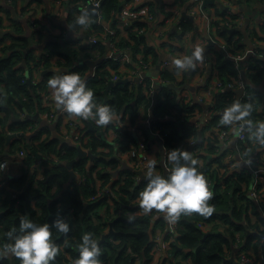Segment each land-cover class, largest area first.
Wrapping results in <instances>:
<instances>
[{"label":"trees","instance_id":"1","mask_svg":"<svg viewBox=\"0 0 264 264\" xmlns=\"http://www.w3.org/2000/svg\"><path fill=\"white\" fill-rule=\"evenodd\" d=\"M81 3V0H70L69 13L73 15L76 10H80ZM120 3L121 0H103L101 11L108 17L114 9L120 6ZM163 4L162 2L161 6ZM2 7L0 5V9ZM7 12L10 23L5 25L4 20L0 19L2 28L12 29V32L0 37V44H3V54L0 56V162L7 156L4 154L5 151L16 152L14 147L17 143L21 144L20 150L26 151L27 147L30 150L26 151L23 158V170L20 175L0 178V244L10 240L7 235L8 231L14 227L18 229L20 218L24 215L39 223H52L59 216H63L70 223V231L67 234H59L53 229V239L60 251L52 264H72L65 255V251L77 257L79 255L78 244L85 231L94 232L98 241L104 235L106 237L101 242L103 250L99 257L101 264H136L138 256L141 262L151 264L154 258L155 237L150 228L166 225L165 219L161 217L155 219L157 210L140 214L131 221L127 218L128 209L140 208L138 193L148 183L147 178H144L139 186L132 187L133 171L131 169L121 171L120 175L114 172L122 164L118 153L125 152L130 143L136 142V137L131 130L116 127L113 122L100 126L94 120L83 118L86 122L87 137L80 141L97 155V158L91 161L88 155L78 156L77 144L60 140L57 133L58 124L54 127L53 124H44L37 118L28 117L29 114L41 113L49 109L43 106V95L50 93L47 81L56 73L53 71L46 73L40 82L31 86L27 81V72L33 80L35 72L51 67V56H64L65 69L61 73L79 72L86 79L87 86L94 90L98 103H104L105 90H108L107 104L111 105L116 113L129 114L131 119L135 120L141 106L146 113H149L151 105L154 104L158 119L152 123V130L159 127L160 118L172 115V118L164 123L165 128L161 129L165 137L164 145L168 150L177 147V142L182 138L192 135L197 139L200 138L196 149L205 150L207 154L205 155V166L202 169L198 166L197 168L208 178L209 187L213 193L210 203L214 205V211L210 216L194 212L180 217L177 240L170 244L172 256L178 259L177 262L185 263L190 258L192 264H236L229 260L224 261L234 251L236 245L243 249L252 248L264 262V243L260 240L264 233V202H257L249 193L248 185L254 178L253 171L249 167L242 166L240 170L226 174L227 164L221 158L210 156L216 144L207 141L205 134L212 127L220 124L221 115L213 113L210 121L199 128L189 121V116L185 117L187 121L182 120L181 113H191L196 108L204 110L205 106L200 102L191 104L185 99L178 100V87L160 85L161 90L155 98L148 95L142 83L132 85L116 83L109 87V80L113 75L105 67L110 63L113 68H117L118 59L103 60L97 69V74L87 76L86 72L90 65L84 60L75 61L72 53L60 52L59 47L62 42L59 40L50 41L47 45L50 49L45 53L37 52L33 44L37 34L39 37L43 35L44 26L33 27L30 22L13 16L11 10L7 9ZM75 17L72 16L70 19L72 24H75ZM181 25L184 31L195 27L194 21L190 18L182 19ZM27 28L32 29L30 34H27ZM229 29L228 27L222 28V33L230 41H235L238 48L242 47L246 43L244 33L238 34V30ZM141 35L137 32L131 34L135 41L133 45L135 51L139 49L142 42H145ZM236 36L238 39L234 40ZM70 41L68 40L67 43ZM127 42L131 43L129 40H122L123 45L128 44ZM89 45L92 44L89 43ZM92 47L96 48L95 45ZM104 48L102 45V54L106 52ZM145 48L146 50L152 49L147 45ZM48 52L50 55L46 54ZM219 60V76L224 82H229L231 77L239 76L240 73L244 76L247 81V93L241 98V103L251 102L253 123L262 122L264 110L261 109H264V104L262 103L263 91L260 86L264 84L263 61L253 62L251 69H242L224 53L219 54ZM249 64H251L250 60ZM162 75L166 79H174V75L167 70L163 71ZM237 99L235 89L226 88L222 92H217L215 110L224 111ZM19 117L23 118L18 119ZM90 121L94 124L95 131L90 130ZM110 127H115L118 132L113 144L99 135V131L103 128ZM9 132H25L26 135L16 137L8 144ZM145 133L150 139L147 128H145ZM214 137V140H217L215 135ZM28 143L44 154V157L40 159L43 164L41 171L34 165L38 160L31 153L30 146H27ZM247 144L248 146L240 143V149H244L243 151L250 155V159L255 155L258 156L257 160L263 159L264 144L253 143L249 136ZM249 148L251 152L248 151ZM227 150L235 151L236 148L228 147ZM107 155L111 158H106ZM55 156L57 159L50 163ZM73 159H76L73 163L74 171L78 175L87 177L86 184L77 185L75 179L71 181V172L66 162ZM161 168L163 169V166ZM40 174L42 177L38 176ZM123 174H127V179L117 189L115 209L110 211L108 207V216H103L102 212L106 211L105 205L108 204L107 198L91 199L95 192L96 180L101 179L106 183L112 177L120 178ZM119 178L115 181L118 182ZM69 180V185L64 189ZM54 187L55 190H53ZM17 191L19 195L15 197L14 192ZM95 216L97 219L94 218ZM199 222L208 223L211 228L204 230ZM207 232L210 233L205 237ZM128 249L131 251L128 252ZM187 249L190 250L187 251ZM238 252H236L237 257ZM173 263V260L168 261L167 258L161 262V264ZM0 264H20V259L14 255H5L0 258Z\"/></svg>","mask_w":264,"mask_h":264},{"label":"built area","instance_id":"2","mask_svg":"<svg viewBox=\"0 0 264 264\" xmlns=\"http://www.w3.org/2000/svg\"><path fill=\"white\" fill-rule=\"evenodd\" d=\"M11 1V0H9ZM51 2V14L57 18H64L70 7V0H49ZM164 4L161 8L152 9L149 3H145L143 0H121L120 6L114 9L112 13L107 17L101 11L102 0H87L82 2L85 8L92 10L90 5L97 6L98 10L97 21L90 23L88 26L83 27V30L88 33L87 42L95 45V55L86 57L89 60L95 59L96 64L92 68L87 70V76L97 74V69L103 60L115 58L118 59L117 68H113L109 63L105 67L110 72H112V77L110 80L116 83H122L121 80L127 78L126 84H137L142 83L145 87L147 93L152 98H155L158 92H160V85H172L179 88L178 100L185 99L191 104L194 102L203 103L205 106L204 110H199L196 108L194 112H182L181 118L187 121L185 118L189 116V121L196 124L199 128L210 121L213 113L221 115L222 110H215L216 102L215 95L217 92H222L224 89H242V97L247 93V81H245L244 76L240 73L239 76L231 77L229 82H224L219 76V54H229L230 58L235 61L236 65L240 68H252L253 62H260L262 60L264 64V32L255 34H245L244 24L247 16L245 11H240L235 9L232 5V0H221L224 6V11L222 14H218L213 11L211 14L208 12L207 8L204 6L205 0H185L183 3L177 0H161ZM186 3V4H185ZM185 4V5H183ZM26 10L28 13L30 11L31 24L33 26H38V19L43 18V13L33 5L25 4L20 8L21 11ZM187 9V13L193 16V21L195 27L192 30L184 31L181 25V17L183 15V10ZM94 12H92L93 14ZM1 15V12H0ZM206 18L208 33L202 35L194 42V46L202 45L205 47V59L197 63V67L194 69L177 70L173 63L174 57L184 56V51L182 48L185 46V41L191 42L194 38L195 31L202 29L201 20ZM10 18L4 20V24L10 23ZM136 20H141L145 22V27L139 28L137 33H143L146 29H153L154 33L149 40L147 47H152L151 50H146L145 44L142 42L137 51L134 50L133 45L135 44L134 39L131 37L132 22ZM109 22L115 23V26L110 25ZM175 25L177 28V33L169 32V29ZM38 26L37 28H39ZM228 27L232 30H238V34H243L245 36L244 45L242 47L237 46L235 41H230L226 35L222 33V28ZM4 29V28H3ZM54 34L55 28H49ZM253 31V30H252ZM51 32V33H52ZM61 32V31H60ZM145 32V31H144ZM66 35L72 33V36H78L75 31L67 30ZM237 34V36H238ZM178 35V37H177ZM185 37L181 42L180 37ZM237 36L234 40H237ZM76 39V38H75ZM105 40H111V45L105 54H101L98 44H101ZM122 40H129L131 43L122 44ZM213 44H210V42ZM210 44V45H209ZM240 44V43H239ZM194 48V47H193ZM3 54V44H0V56ZM226 54V55H227ZM49 55V54H48ZM165 55V57L159 62L157 57ZM131 56L134 59L131 60ZM228 56V55H227ZM53 56H51L52 59ZM250 58L251 64L244 66L243 61ZM52 67L57 70H64L65 57L64 56H54L52 59ZM159 64L163 71L174 75V79H166L163 77L162 72L158 75L154 74V69ZM27 78H30V74L27 72ZM42 76L39 71L35 72V78L32 80L33 84L40 82ZM109 80V81H110ZM43 106L48 107L44 112H41L42 121L44 124H55L59 125V133L62 131L66 138L70 139V142H74L78 146L83 147L85 150H90L86 148L80 139L87 137L86 122L82 117H77L69 114L67 111H62L58 108L53 100L51 92L49 94L43 95ZM241 98L239 99L241 101ZM152 106V105H151ZM172 115L164 116L160 118V125L156 130H152L151 126L148 128L147 124L150 120V112L146 111L141 106L138 111V115L135 120L131 119L129 114L121 115V113H116L113 122L116 127L126 128L131 130L136 137V142H132L129 145L128 150L125 152L118 153L121 161L128 165V167L133 171L132 174V187L139 186L141 180L145 177V172L147 171V165L150 160L155 159L157 161L155 170L161 174L167 175L168 168L171 167V162L167 166L164 164L166 156L164 154V159L161 156V143L157 136L162 138L163 146L165 137L161 133V129L165 128V122L169 121ZM264 121V119H263ZM152 125V124H151ZM90 126V125H89ZM145 128L149 130L150 139H148ZM58 132V131H57ZM103 132V134H101ZM99 135L105 137L106 140L110 141L112 144L115 143V139L118 136V132L115 127L103 128L99 131ZM214 135L217 140H214ZM249 134L247 127L243 131L239 129V122L234 125H226L220 122V124L212 127L205 134L207 141L215 142V150L210 156L214 158H221L224 163L227 164L226 174L238 171L242 166L249 167L254 174L253 180L248 185L249 193L255 198L259 203L264 202V157L263 159L257 160V155L250 159V155L245 153L240 149L241 144H247V138ZM237 139L238 145H236V150H227L231 143L235 142ZM199 139L195 136H189L182 138L177 142V147H182L183 149L189 150L194 157L197 158V166L202 169L205 166L207 152L200 148L196 149ZM258 151V150H257ZM261 151V150H260ZM226 152L225 154H223ZM26 155L25 150H20L19 156L24 158ZM224 155V156H223ZM106 158L110 159L111 156L107 155ZM57 159L55 156L53 160ZM34 163V165L40 171L43 169V164L40 159ZM251 160L252 163L249 164L248 161ZM257 162V163H256ZM0 163L5 164L4 168H0V175L5 178L7 177V170L10 166V160L6 157L2 159ZM163 166V169L161 168ZM141 170L143 175L138 173ZM77 174V173H76ZM41 175V174H40ZM39 177H42V175ZM118 175V174H117ZM119 177H112L108 182L104 183L103 180H96L95 192L92 194L91 199L107 198L108 204L105 205L106 211L102 212L103 216H108L107 208L110 211H114L117 197V189L124 183L127 179V174ZM77 185L86 184L87 177L85 175H78L75 178ZM70 180L66 183L64 189L69 185ZM55 190V187L53 188ZM19 192H14V196L18 197ZM156 210V209H153ZM74 211V209H71ZM142 208L139 209H128L126 215H134L137 217L140 214H144ZM155 219L161 217L164 219V214L160 211H156ZM97 219V217H94ZM166 225L163 227L156 226L153 229L151 226L150 230L154 233V245L153 253L155 261L157 264L167 258L168 261L173 260V264H192L191 259H187L184 262H177L178 259L174 258L171 253V242H176V237L178 236V221L174 224H170L165 220ZM199 225L204 230H209L211 225L208 223L199 222ZM261 242L264 243V233L261 235ZM238 245H236V248ZM237 252L240 248H237ZM190 249H187V251ZM131 249H128L130 252ZM233 253V252H232ZM229 254L227 257H230ZM65 255L68 259L73 262L75 256L72 253L65 251ZM235 258L241 264H264L262 257L258 256L252 248L246 251H242L237 257L235 252ZM137 259H140L139 256ZM158 261H160L158 263Z\"/></svg>","mask_w":264,"mask_h":264},{"label":"clouds","instance_id":"3","mask_svg":"<svg viewBox=\"0 0 264 264\" xmlns=\"http://www.w3.org/2000/svg\"><path fill=\"white\" fill-rule=\"evenodd\" d=\"M84 8L75 17V24L82 27L92 23V12ZM72 28V25H69ZM205 59V47L194 46L190 54L174 57L173 63L177 70L194 69L199 61ZM52 90L53 100L58 108L69 114L85 119L94 120L97 125H108L116 116L115 109L107 103H98L94 90L87 86L86 79L79 72H63L51 76L47 81ZM253 104L241 103L239 99L228 105L221 114V122L234 125L239 122V129L247 127L249 138L253 143L264 144V121L258 124L251 119ZM251 152V148L248 149ZM165 166L171 162L167 175L155 170L157 161L150 160L145 177L148 183L138 193V202L144 212L150 213L156 209L164 214V219L170 224L177 222L182 215L194 212L203 216H210L214 205L210 203L212 191L208 178L197 168V158L182 147L171 150L165 146ZM252 163L251 160L248 161ZM5 164L0 163V168ZM134 220V215L127 216ZM53 229L59 234L70 231L68 219L59 216L52 223H39L24 215L20 218L17 228H12L7 235L8 242L0 244V258L14 255L20 259V264H52L60 251L53 239ZM79 255L72 264H101L99 257L102 247L95 233L85 231L78 244Z\"/></svg>","mask_w":264,"mask_h":264},{"label":"crops","instance_id":"4","mask_svg":"<svg viewBox=\"0 0 264 264\" xmlns=\"http://www.w3.org/2000/svg\"><path fill=\"white\" fill-rule=\"evenodd\" d=\"M143 1L145 3H149L153 9L158 8V5H159V7H161V3H162L161 0H143ZM178 1L183 3L185 0H178ZM244 1L245 0H232V5L234 6V8L238 9V10H240L242 12L245 11V14L247 16V19L245 20V24H244V29H243L244 33L245 34H255V32L253 33L252 30H256L259 34L263 33L264 32V0H256V2H258L257 3L258 4V8H247V7H245L243 5ZM81 2H82V0H81ZM25 4L35 6L37 8V10L42 11V13L44 15L43 18L40 17V19L37 20V22L39 23V26H44V28H45V29L43 28L44 29L43 35L39 37V35L37 34V37L35 38V43L33 44V47L37 49V52L45 53L48 49H50L47 46L50 41L59 40L60 42H62V45L59 47V51L60 52L64 53V52L67 51L69 53H72L74 55V60L77 61V62L82 60L83 58H85V57H82L80 55V53H79V48L80 47H79L78 43L81 42L80 43L81 48L88 49V42H87L88 33L83 30L82 26L77 25V24H72L70 22V19H71L72 16H78L80 14L81 10L85 8L84 4L81 3L80 10H76L73 15H71L69 13V9H68V12L64 16V18H57V17H54L51 14V2L49 0H16V1L15 0H11V1H9V0H0V5L3 6L0 9V12H1L0 19L1 20L8 19L9 16H8L7 9H9V10L12 11V15L13 16H18L19 18L23 19L26 22H31V16L32 15L30 14V11L27 13L25 9L23 11L20 10V8L22 6H24ZM185 4H183V5H185ZM205 7L207 8V10H208V12L210 14L213 11H215L218 14H222L223 11H224V6H223V3L221 2V0H215L214 2H209L207 5H205ZM254 11H257V15L256 16H252V13ZM250 17H251V19L249 20ZM91 18H95L94 22L97 21V14H96L95 11L92 14ZM185 18H190V17H185ZM190 19L193 20V18H190ZM109 23H110V25L115 26V23H112V22H109ZM145 24L146 23L141 21V20L133 21L132 22V26H131V31L132 32H137V31L140 30L139 28L145 27ZM5 25H7V24H5ZM69 25H72V28ZM207 25L208 24L206 22V18H203L201 20L202 29H200L198 31H195L194 38H193V40L191 42H188V41L184 42L185 46H184V48H182V50L184 51L183 55H188V54L191 53V51L193 50V47H194V42L198 38H200L202 35H205L206 33L209 34ZM50 27L51 28H55L54 32L56 34H54L52 31H50V29H49ZM67 30H70L71 32L72 31L77 32L76 34H78V36L76 37L75 40H72V37H73L72 33H70L69 35H66L65 32ZM31 31H32L31 28H27V34H30ZM144 31H143L141 37H143L145 39V42H143V43L145 45H147L149 40L153 36L154 30L153 29H147V30L145 29ZM169 32L176 34L178 32L176 26L173 25L169 29ZM177 37H178V35H177ZM184 38L185 37L181 36L179 38V40L182 42L184 40ZM68 40H71V41L67 43ZM72 45H74V46L72 47ZM102 45L106 48V51H107L109 46L111 45V40H105L99 46L97 45V48H99L100 51H101ZM46 54L50 55L49 52L46 53ZM93 55H95V51H93V54L90 55V56H93ZM227 55L230 56L229 54H227ZM164 57H165V55H161V56L157 57V60L160 62ZM53 58H54V56L52 57V59ZM130 58H131V60H133L134 56H131ZM52 59L50 60V62H51L50 66L51 67L45 68L43 70L42 69L39 70V73H40L41 76H44L46 73L52 72V71L55 72L56 74H60V73L56 72L55 69L52 67V63H53ZM249 60H250V58L248 57L247 59H245L243 61L244 66L249 65ZM162 71H163V69H161L159 64H158L157 67H155V69H154V74L158 75ZM43 72H45V73H43ZM121 82L126 84L127 83V78L121 80ZM135 82L138 83L139 82V78H138V80H135ZM260 87H261V90L263 91L262 92V95H263L262 96V98H263V102L262 103L264 104V84H262ZM50 92L52 94V90L51 89H50ZM242 92L243 91H242L241 88L236 90V94H237V98L238 99H240L242 97ZM151 107H150V109H151ZM261 110H264V109H261ZM149 112H150V110H149ZM37 113H39V112H37ZM53 126L56 127L55 124H53ZM17 137H19V136H17ZM14 138H16V137H14ZM236 145H238L237 139L235 140V142L231 143V145L228 146V147L229 148H235ZM93 154L95 155V158L92 159L91 156H90L91 161H94L97 158V155L94 152H93ZM5 155H7V158L10 160V166L8 167L9 168V171H8L9 173H7V178L9 176H12V175H14V176L15 175H17V176L20 175L22 173V170H23V158L21 156H19V153H17V152L14 153V152L8 151V153L5 154ZM126 169H130V168L128 167L127 164L122 162L120 168L115 170L114 172H116L118 175H120L121 171L126 170ZM0 178L3 179V177L1 175H0ZM154 226H156V225L154 224ZM153 229H156V228L153 227ZM235 248H236V246H235ZM136 264H145V263L141 262L140 259H137L136 260ZM151 264H157V263L152 260Z\"/></svg>","mask_w":264,"mask_h":264},{"label":"water","instance_id":"5","mask_svg":"<svg viewBox=\"0 0 264 264\" xmlns=\"http://www.w3.org/2000/svg\"><path fill=\"white\" fill-rule=\"evenodd\" d=\"M102 1H103V0H102ZM214 1H215V0H205V2H204V6L207 5L209 2H214ZM90 7L93 8V9H96V12H97V10H98V7H97V6L90 5ZM256 15H257V11H254V12L252 13V16H256ZM185 17L193 18L192 15H190V14L187 13V9H184V10H183V15H182L181 19H183V18H185ZM250 19H251V17L249 18V20H250ZM228 29H229V28H228ZM229 30H231V29H229ZM10 32H12V29H3V28L1 27V24H0V37L3 36V35H6L7 33H10ZM210 44H213V42L211 41ZM23 62H24V64H25V59H24ZM87 62H88V64H89L92 68H93L94 65L96 64L95 59H93V60L90 59V60H88ZM64 69H65V68H64ZM57 72H58V73H61V69H60V70H57ZM43 73H45V72H43ZM27 81L31 84V86H33V82H32V80H31V78H27ZM112 85H114V81H113V80L110 81V83H109V87L112 86ZM107 91H108V90H105L106 95H105L104 103H107V102H108V97H109V96H108V92H107ZM28 117H31V118H37V119H39L40 121H42V117L40 116L39 113L29 114ZM22 118H23V117H19L18 119H22ZM157 119H158V116H157V114L155 113V105L153 104L152 107H151V109H150V120H149V122H148V124H147L148 128H150L151 124H152L155 120H157ZM89 125H90V130H94V131L96 130L94 124H93L91 121L89 122ZM101 134H103V132H101ZM25 135H26L25 132H9L8 135H7V143L9 144V143L11 142V140H12L14 137H17V136H25ZM58 137L60 138V140H61L62 142H70V139L66 138L65 136H63V135L60 134V133L58 134ZM157 137H158V139H159V141H160V143H161V146H162L160 152H161L162 159H164L165 149H164V146H163L162 138H161L160 136H157ZM104 138H105V137H104ZM105 139H106V138H105ZM198 141H200V138H199ZM28 145H29L30 148H31V153H33V154L36 156L37 159H42V158L44 157V154H43V153L37 151L35 148L32 147L31 144H28ZM7 153H8V151H5L4 154H7ZM84 155H89V156H91L92 159L95 158V155L93 154L92 150H85L83 147L78 146V156L81 157V156H84ZM75 161H76V159H73V160H70V161H67V162H66V164H67V166H68V168L70 169V172H71V181L74 180V179L76 178V176H77L76 172H75L74 169H73V163H74ZM138 173H140V174L143 175V173H142L141 170H139ZM143 176H144V175H143ZM209 233H210V232H207V234H205V237H206L207 235H209ZM105 238H106V237H105V235H104V236L101 238V240L99 241L100 244H101L102 241L105 240ZM236 251H237V248H235L234 251H233V253H232V255H231L230 257H226V258L224 259V261L229 260V261H232V262H234V263H236V264H241V263H240L238 260H236V258H235V252H236Z\"/></svg>","mask_w":264,"mask_h":264},{"label":"rangeland","instance_id":"6","mask_svg":"<svg viewBox=\"0 0 264 264\" xmlns=\"http://www.w3.org/2000/svg\"><path fill=\"white\" fill-rule=\"evenodd\" d=\"M82 2H84V0L82 1ZM258 2H256V0H245L244 1V3H243V5L245 6V7H247V8H258V4H257ZM92 19V22H94V20H95V18H91ZM254 32H257L256 30H253ZM75 38H76V36L74 35L73 37H72V40H75ZM80 43L81 42H79L78 43V45H79V53H80V55L82 56V57H85V58H83L82 60H84V62L85 63H88L87 61L89 60L88 58H86V57H88V56H90V55H92L93 54V51L95 50V48L94 47H92V45H89L88 46V49H83V48H81V45H80ZM89 44V43H88ZM74 45H72V47H73ZM94 48V49H93ZM111 81V80H110ZM110 81H109V83H110ZM62 134H64L62 131H60ZM58 134H59V131H58ZM110 142V141H109ZM111 143V142H110ZM29 144V143H28ZM27 144V146H29ZM20 147H21V144L20 143H17L16 145H15V147H14V150L17 152V153H19L20 152ZM30 149H29V147H27L26 148V151L28 152ZM9 171V168H8V170H7V173H9L8 172ZM249 248H245V249H243V248H240V251L238 252V255H240V253L242 252V251H246V250H248ZM183 253H185V252H183ZM160 261H158V263H159Z\"/></svg>","mask_w":264,"mask_h":264}]
</instances>
